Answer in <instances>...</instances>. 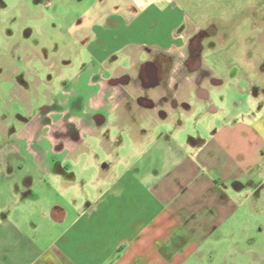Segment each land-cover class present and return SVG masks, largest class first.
<instances>
[{
  "label": "rangeland",
  "instance_id": "obj_1",
  "mask_svg": "<svg viewBox=\"0 0 264 264\" xmlns=\"http://www.w3.org/2000/svg\"><path fill=\"white\" fill-rule=\"evenodd\" d=\"M175 20L184 38L168 54L183 79L179 100L197 75L207 97L203 111L193 103L189 118L177 116L156 132L177 130V141L190 143L223 117L260 113L264 0H0V191L40 180L61 197L91 198L121 171L134 156L127 130L137 122L117 127L103 96L119 91L111 80L129 83L162 52L156 35L166 41ZM189 46L198 71L186 66ZM135 84L132 93L141 94ZM146 93L156 100L163 94ZM96 107L107 123L93 129ZM257 187L223 238L184 264H264V175Z\"/></svg>",
  "mask_w": 264,
  "mask_h": 264
},
{
  "label": "crops",
  "instance_id": "obj_2",
  "mask_svg": "<svg viewBox=\"0 0 264 264\" xmlns=\"http://www.w3.org/2000/svg\"><path fill=\"white\" fill-rule=\"evenodd\" d=\"M182 23L172 22L166 41L156 35L153 45L166 53L179 48ZM187 82L188 95L178 104L188 108L177 115L151 95L154 108L136 96H103L117 127L137 122L127 130L134 156L93 197H61L40 180L0 191V264H184L222 239L264 175V106L253 117L248 110L223 117L200 138L181 143L177 130L158 133L155 126L189 118L193 103L204 110ZM94 113L93 129L104 126L101 109Z\"/></svg>",
  "mask_w": 264,
  "mask_h": 264
},
{
  "label": "flooded vegetation",
  "instance_id": "obj_3",
  "mask_svg": "<svg viewBox=\"0 0 264 264\" xmlns=\"http://www.w3.org/2000/svg\"><path fill=\"white\" fill-rule=\"evenodd\" d=\"M191 48L193 47L191 46ZM190 52L191 53L190 56L187 58L186 66L191 67V69H194L193 71H198V66H192L191 63L193 62L194 56V54L192 53V49L190 50ZM260 71H264V64L260 67ZM180 75L181 72L179 66L176 62H174V59L169 56V54L166 52L157 51L155 54L151 55V58L149 60H146V62L140 65L137 73L135 74V77H132L131 74L129 75V83H125L121 79L111 80L110 82L111 84H113L112 86L120 88L119 91L117 90L115 94L130 98L136 96L138 102L144 104L147 108H154L156 103L152 102V100H149L150 95L146 92L155 89H160V91L164 95L162 94V96L159 97L158 103L168 101L171 111L175 113V115H177V112L181 110V107L188 108L184 104H178L179 95L177 94L178 90L181 89V85L183 82L182 77H178ZM202 77L203 75H197L196 79L194 80V94L200 99H205L207 95L204 88H202L201 86V83L203 84ZM137 82L138 88L143 91L141 94L134 95L131 90L134 89L133 85H136L135 83ZM124 87L128 88L124 90ZM122 91L123 93L126 92L127 94H120L122 93Z\"/></svg>",
  "mask_w": 264,
  "mask_h": 264
}]
</instances>
